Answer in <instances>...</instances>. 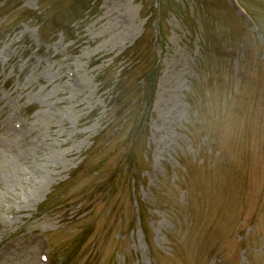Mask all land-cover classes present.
I'll list each match as a JSON object with an SVG mask.
<instances>
[{"label":"rangeland","instance_id":"rangeland-1","mask_svg":"<svg viewBox=\"0 0 264 264\" xmlns=\"http://www.w3.org/2000/svg\"><path fill=\"white\" fill-rule=\"evenodd\" d=\"M0 264H264V0H0Z\"/></svg>","mask_w":264,"mask_h":264}]
</instances>
